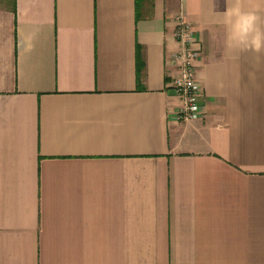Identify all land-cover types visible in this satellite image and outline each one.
<instances>
[{"label": "crops", "instance_id": "0c3cea01", "mask_svg": "<svg viewBox=\"0 0 264 264\" xmlns=\"http://www.w3.org/2000/svg\"><path fill=\"white\" fill-rule=\"evenodd\" d=\"M235 3L0 0V264H264V53L227 47Z\"/></svg>", "mask_w": 264, "mask_h": 264}, {"label": "built area", "instance_id": "2783aa9c", "mask_svg": "<svg viewBox=\"0 0 264 264\" xmlns=\"http://www.w3.org/2000/svg\"><path fill=\"white\" fill-rule=\"evenodd\" d=\"M175 21L174 35L179 48L171 55L175 74L172 75L170 85L182 99L175 117L190 120L200 117L203 111L202 87L197 78V60L201 53L197 46L195 28L183 10L175 14Z\"/></svg>", "mask_w": 264, "mask_h": 264}, {"label": "clouds", "instance_id": "9594fccd", "mask_svg": "<svg viewBox=\"0 0 264 264\" xmlns=\"http://www.w3.org/2000/svg\"><path fill=\"white\" fill-rule=\"evenodd\" d=\"M227 47L264 53V0H236L224 12Z\"/></svg>", "mask_w": 264, "mask_h": 264}]
</instances>
